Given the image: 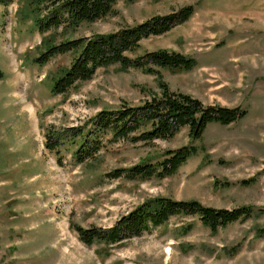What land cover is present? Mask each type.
Here are the masks:
<instances>
[{
	"label": "rangeland",
	"instance_id": "374dc122",
	"mask_svg": "<svg viewBox=\"0 0 264 264\" xmlns=\"http://www.w3.org/2000/svg\"><path fill=\"white\" fill-rule=\"evenodd\" d=\"M194 6L193 17L170 33L142 42L146 51L180 52L197 60L190 72L153 76L119 65L52 95L55 78L75 54L35 58L49 46L115 32ZM32 0L0 8V264H264V0H119L115 13L73 30L41 34ZM160 82L205 104L243 108L231 125H210L192 143L183 129L169 141L109 144L77 164L63 149V166L46 146L49 127L83 125L105 109L138 106L161 94ZM198 154L179 172L147 181L105 174L139 162H160L188 145ZM251 184L242 185V181ZM158 197L198 200L217 209H255L254 216L216 233L196 218L168 225L116 246L82 243L75 227L110 228L124 214ZM193 223L194 229L182 228Z\"/></svg>",
	"mask_w": 264,
	"mask_h": 264
},
{
	"label": "trees",
	"instance_id": "16d2710c",
	"mask_svg": "<svg viewBox=\"0 0 264 264\" xmlns=\"http://www.w3.org/2000/svg\"><path fill=\"white\" fill-rule=\"evenodd\" d=\"M14 0H0V8L8 7ZM119 0H32L36 27L41 34L53 30H73L85 23H94L115 13ZM195 14L194 6H186L165 15L149 19L103 35L78 38L49 46L35 58V64L47 65L53 58L74 53L69 68L53 81L52 95H64L77 84L90 81L97 70L119 65L123 69H138L147 74L162 77L161 70L174 73L190 72L198 62L180 52L168 50L146 51L137 55L142 42L170 33L188 22ZM4 73L0 68V80ZM161 94H154L138 106L122 104L118 109H105L87 120L83 125L71 128L49 127L45 135L46 146L56 151L57 162L63 166L62 150H71L77 164L94 159L109 144L129 142L148 144L157 140L169 141L183 129L189 130L192 141H201L212 124L228 126L248 116L243 108H228L205 104L200 99L173 91L160 82ZM196 145H188L168 151L162 161L139 162L130 168H121L105 174L109 179L147 181L165 179L176 175L187 162L198 154ZM242 185L251 184L244 180ZM255 209L243 206L234 210L206 206L198 200H175L158 197L138 205L122 215L110 228L92 226L75 227L79 240L87 246L104 244L116 246L154 229L164 227L175 217L196 218L202 225L216 233L238 221L254 216ZM194 224L184 226L189 233Z\"/></svg>",
	"mask_w": 264,
	"mask_h": 264
}]
</instances>
